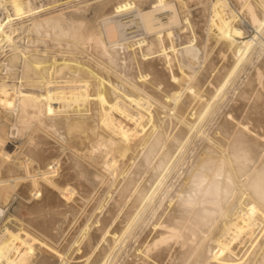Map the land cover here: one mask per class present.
I'll list each match as a JSON object with an SVG mask.
<instances>
[{
  "label": "bare ground",
  "instance_id": "6f19581e",
  "mask_svg": "<svg viewBox=\"0 0 264 264\" xmlns=\"http://www.w3.org/2000/svg\"><path fill=\"white\" fill-rule=\"evenodd\" d=\"M36 1L0 0V263L264 264V0Z\"/></svg>",
  "mask_w": 264,
  "mask_h": 264
},
{
  "label": "rangeland",
  "instance_id": "374dc122",
  "mask_svg": "<svg viewBox=\"0 0 264 264\" xmlns=\"http://www.w3.org/2000/svg\"><path fill=\"white\" fill-rule=\"evenodd\" d=\"M52 1L53 0H37L36 2L38 3V4H41V3H45L46 5H44L43 6V8L45 9V10H47V12L45 11V10H42L43 8H41L40 7V9H39V11L37 12V13H40V14H45L46 15V13H47V15L48 14H50V12H59V11H65V12H68V13H70V11L71 10H73L74 9V7H77V6H82L86 1H88V0H54V2L52 3ZM98 0H89V2H91V9L87 12V14H88V16L89 17H93L94 16V7H96L98 4H99V2H101V0H99L98 2H97ZM103 1V0H102ZM104 1H106V0H104ZM41 2V3H40ZM96 2H97V4H96ZM74 3V6H72V4ZM75 3H76V5H75ZM71 4V5H70ZM95 4V5H94ZM70 5V6H69ZM92 5H93V7H92ZM199 5L200 4H198V5H194V6H192V8L193 9H199ZM47 6V7H46ZM50 9H52L53 11H51ZM50 12H49V11ZM93 11V12H92ZM42 12V13H41ZM44 12V13H43ZM29 18H31V15H20V16H18V17H16L15 18V20H18V19H24L25 20V22H26V20H27V22H29ZM5 20L7 19V16H5V18H4ZM79 57H81V58H83L84 57V55H79ZM86 58V57H85ZM254 61H257L256 60V57H254ZM253 68H254V65H253V63H249L246 67H245V69H243L242 70V72H241V75H240V77L238 78V80H237V84L238 85H243L246 81H247V79H248V74L253 70ZM237 91H238V89H236L235 90V94L237 93ZM234 93V92H233ZM8 143H7V148H8V150H11V151H13V152H16V151H18L19 149H20V144H21V142H20V140L19 139H17V138H10V140L8 139ZM23 157H25L24 155H22ZM53 162H56V161H53ZM35 186H37L38 187V185H35ZM34 186V187H35ZM18 196L17 195H15L14 197H12V198H10L9 200H8V202H6V203H4V204H0L1 206H0V226L2 225V222H4L5 221V219H6V217L8 216V215H10L11 213H14L15 212V208H16V206L18 205V203H19V200H18V198H17ZM3 206V207H2ZM6 206V207H5ZM15 207V208H14ZM4 211V212H3ZM6 213H7V215H6ZM86 211L85 212H81V214H80V212L77 214V216H79V217H77V219H78V221H80L81 220V217L83 218L86 214ZM80 214V215H79ZM83 214H84V216H83ZM6 215V216H5ZM5 218H4V217ZM4 218V219H3ZM4 220V221H3ZM132 243H133V241H129V243H128V245L127 246H125L124 248H123V250H122V253L121 254H123V256L121 257V259H123V257H124V252L125 251H127V250H130L131 249V245H132ZM131 244V245H130ZM126 248V249H125ZM0 264H2V262L0 263Z\"/></svg>",
  "mask_w": 264,
  "mask_h": 264
}]
</instances>
